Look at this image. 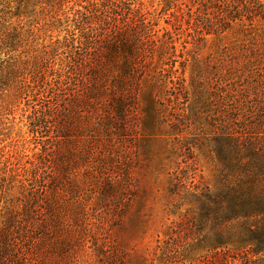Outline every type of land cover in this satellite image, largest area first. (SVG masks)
I'll list each match as a JSON object with an SVG mask.
<instances>
[{"label": "trees", "instance_id": "1", "mask_svg": "<svg viewBox=\"0 0 264 264\" xmlns=\"http://www.w3.org/2000/svg\"><path fill=\"white\" fill-rule=\"evenodd\" d=\"M70 1L0 0V116L10 103L33 99L42 128L52 113L76 112L82 104L106 99L117 117L128 106L138 109L145 119L144 138L166 128L171 153L197 146L187 143L196 136L213 162L214 186L182 193L191 209L165 232L158 259L168 261L172 254L184 264H264V38L247 45L249 56L240 64L229 63L236 67L218 65L212 74L194 63L186 90L162 68L175 47L172 40L154 39L150 14L139 0H77V10L69 8V14L63 7ZM173 1L166 0L165 8L178 11V0ZM195 1L202 15L206 4ZM215 1L203 27L216 41L235 24L245 31L261 26L264 33V3ZM147 54L151 58L144 60ZM156 55L160 64L153 63ZM129 84L136 90L127 97ZM143 84L148 86L140 93ZM42 162L38 157L30 171H23L25 181L30 174L33 181L40 178ZM5 175L1 170L0 177ZM31 185L21 184V191L39 197L43 186ZM3 186V196L13 190ZM172 188L179 192L175 184ZM4 230L7 239L14 232Z\"/></svg>", "mask_w": 264, "mask_h": 264}, {"label": "rangeland", "instance_id": "2", "mask_svg": "<svg viewBox=\"0 0 264 264\" xmlns=\"http://www.w3.org/2000/svg\"><path fill=\"white\" fill-rule=\"evenodd\" d=\"M165 1L139 0L150 14L154 39L172 40L175 47L174 56L162 57V68L182 80L186 90L194 63L212 74L218 65L236 67L229 63L240 64L249 56L247 45L264 38L261 26L245 31L235 24L216 41L203 27L211 21L215 0H194L206 4L202 15L193 0H178V11L165 8ZM76 3L71 0L64 11L77 10ZM146 56L144 60L151 58ZM156 62L160 64L157 55ZM133 89L129 84L127 97ZM174 98L171 93L170 102ZM32 101L18 99L0 116V171L6 173L0 186L13 187L6 196L0 192V264H184L172 254L168 261L158 259L157 248L164 247L168 228L188 216L191 204L182 193L213 189V162L196 136L187 143L197 146L171 153L163 136L166 128L144 138L140 130L145 119L138 109L128 106L117 117L106 99L82 104L76 112L52 113L50 124L41 128ZM38 157L43 158L36 175L40 178L33 181L30 174L25 181L23 171H30ZM30 182L35 189L43 186L39 197L21 191V184ZM174 184L179 192H173ZM8 227L14 232L7 239L2 229Z\"/></svg>", "mask_w": 264, "mask_h": 264}]
</instances>
